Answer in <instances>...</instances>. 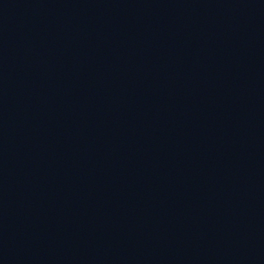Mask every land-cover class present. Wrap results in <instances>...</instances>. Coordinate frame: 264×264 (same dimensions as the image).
Instances as JSON below:
<instances>
[{
    "label": "water",
    "instance_id": "water-1",
    "mask_svg": "<svg viewBox=\"0 0 264 264\" xmlns=\"http://www.w3.org/2000/svg\"><path fill=\"white\" fill-rule=\"evenodd\" d=\"M0 264H264V0H0Z\"/></svg>",
    "mask_w": 264,
    "mask_h": 264
}]
</instances>
